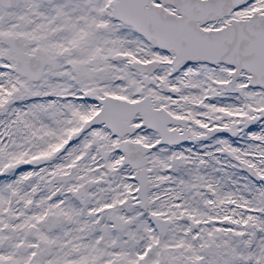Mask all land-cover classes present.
Instances as JSON below:
<instances>
[{"label":"snow or ice","instance_id":"6c2138e0","mask_svg":"<svg viewBox=\"0 0 264 264\" xmlns=\"http://www.w3.org/2000/svg\"><path fill=\"white\" fill-rule=\"evenodd\" d=\"M0 264H264V0H0Z\"/></svg>","mask_w":264,"mask_h":264}]
</instances>
